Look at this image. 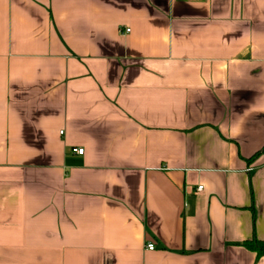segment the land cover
Listing matches in <instances>:
<instances>
[{
  "label": "crops",
  "instance_id": "0c3cea01",
  "mask_svg": "<svg viewBox=\"0 0 264 264\" xmlns=\"http://www.w3.org/2000/svg\"><path fill=\"white\" fill-rule=\"evenodd\" d=\"M263 147L264 0H0V264H264Z\"/></svg>",
  "mask_w": 264,
  "mask_h": 264
},
{
  "label": "trees",
  "instance_id": "16d2710c",
  "mask_svg": "<svg viewBox=\"0 0 264 264\" xmlns=\"http://www.w3.org/2000/svg\"><path fill=\"white\" fill-rule=\"evenodd\" d=\"M264 152V147L261 151L256 153L251 160H254L260 153ZM243 246L247 247L248 249L257 252L258 256L261 257L264 255V241L254 237L251 240L244 241L242 243Z\"/></svg>",
  "mask_w": 264,
  "mask_h": 264
},
{
  "label": "built area",
  "instance_id": "2783aa9c",
  "mask_svg": "<svg viewBox=\"0 0 264 264\" xmlns=\"http://www.w3.org/2000/svg\"><path fill=\"white\" fill-rule=\"evenodd\" d=\"M125 31H126V32H129L130 29H126ZM73 152L76 153V154H78V155H83V154L85 153V149H84L83 147H74V148H73ZM198 190H199V191L203 190V186H202V185L199 186V187H198ZM155 248H156V246H155L154 243H149V244H148V249H149V250H154Z\"/></svg>",
  "mask_w": 264,
  "mask_h": 264
}]
</instances>
